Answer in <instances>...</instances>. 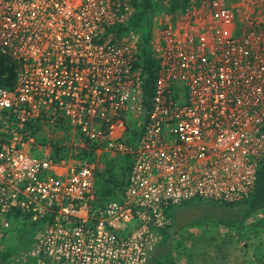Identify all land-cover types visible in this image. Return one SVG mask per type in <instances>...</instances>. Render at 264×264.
<instances>
[{
  "label": "built area",
  "instance_id": "2783aa9c",
  "mask_svg": "<svg viewBox=\"0 0 264 264\" xmlns=\"http://www.w3.org/2000/svg\"><path fill=\"white\" fill-rule=\"evenodd\" d=\"M180 1L185 10L154 18L144 115L133 0H0V56L16 65L15 86L0 87V237L16 214L36 226L27 259L147 264L170 208L252 195L264 0ZM103 155L131 158L119 201L95 195Z\"/></svg>",
  "mask_w": 264,
  "mask_h": 264
},
{
  "label": "rangeland",
  "instance_id": "374dc122",
  "mask_svg": "<svg viewBox=\"0 0 264 264\" xmlns=\"http://www.w3.org/2000/svg\"><path fill=\"white\" fill-rule=\"evenodd\" d=\"M238 1L225 0L228 5H234ZM129 24L128 28L131 29ZM102 157L106 158L108 167L111 166L112 173L109 178L115 181L112 185L119 186L107 202L118 201L116 199L118 193L120 200L123 192L121 188L123 166L128 165L131 158H110L105 155ZM106 166L99 163L97 172L102 174ZM97 177L96 173V185L100 181ZM232 213V210L201 200H193L182 206L170 208L168 214L173 220L174 236L167 245L160 246L147 264H172L173 259L178 263L189 260L191 256H200L205 262H210L207 259L215 257L217 264H264V227L256 226L258 220H264V211L241 225L227 227L224 224L228 221L237 220V216L233 217ZM36 230L37 227L30 225L25 219L12 218L11 228L0 237V252L9 249L13 254L7 263L0 260V264H36L33 260L27 259L33 247ZM197 239H201L203 249L185 247L184 241L193 242ZM196 250L203 251L197 254Z\"/></svg>",
  "mask_w": 264,
  "mask_h": 264
},
{
  "label": "trees",
  "instance_id": "16d2710c",
  "mask_svg": "<svg viewBox=\"0 0 264 264\" xmlns=\"http://www.w3.org/2000/svg\"><path fill=\"white\" fill-rule=\"evenodd\" d=\"M166 0H133V6L135 12L130 20L129 26L135 32L140 34V42L138 46V52L136 55L137 65L140 66L145 73V81L143 84V106H144V115H146L149 111L151 98L153 96L154 83L156 79V71H157V62L154 59L151 48L149 45L151 39V33L154 24L155 16L162 12L167 11L170 13H175L177 11H183L186 8L184 2L180 0H168V6H165ZM16 80V65L12 63V61L5 57L0 56V87L12 89L15 86ZM138 135H136L135 139ZM58 151V150H57ZM84 158L88 156L91 160L90 154L80 153ZM54 155L58 157H65V151L55 152ZM60 155V156H59ZM106 158L100 157L98 159V163L107 165L103 173L97 172V178L100 179L99 183L96 185L95 183V195L98 200L102 203L108 201L109 198H112L116 193V189L119 188L112 183H115L114 179H110L112 170L111 166L108 167L109 163L105 160ZM124 171L122 172V187L124 189L126 184V178L129 172V164L125 167L123 166ZM106 176V177H105ZM119 194L117 195V200H119ZM219 207H224L226 210H232L231 214L237 216V220L228 221L224 224L227 227H232L236 225H241L245 221L252 218L254 215L264 211V158L261 162L259 170L257 172V178L255 183V188L252 195L241 202L234 204H222V203H211ZM19 214L14 215V217H19ZM12 216V218H14ZM260 227H264V220H258L257 225ZM172 227V226H171ZM169 229V228H168ZM167 229V230H168ZM162 240L167 242L171 237L166 234L165 230L161 231ZM13 251L7 249L0 252V260L2 263H7V261L12 257Z\"/></svg>",
  "mask_w": 264,
  "mask_h": 264
},
{
  "label": "crops",
  "instance_id": "0c3cea01",
  "mask_svg": "<svg viewBox=\"0 0 264 264\" xmlns=\"http://www.w3.org/2000/svg\"><path fill=\"white\" fill-rule=\"evenodd\" d=\"M96 180V179H95ZM120 199H121V197H120ZM119 201V200H118ZM173 221V220H172ZM173 228V222H172V227H169V229L167 230V229H165V231H166V234H168L170 237H171V239H169L167 242H165V245H167L171 240H172V237L174 236V231H175V229H172ZM212 241V240H211ZM185 242V247L186 248H188V249H192V248H202L203 249V245H202V241H201V239H197V240H195V241H193V242H190V241H184ZM195 243V244H194ZM164 244V242H163V240H161L160 241V243L156 246V248H155V250L151 253V256L149 257V259H148V262L147 263H149L150 261V258L152 257V255L153 254H155L158 250H159V248H160V246H164L163 245ZM210 245V244H209ZM208 245V246H209ZM210 247V246H209ZM213 247V246H212ZM197 251V250H196ZM195 251V252H196ZM203 250H201L200 252H202ZM199 251H197V254L198 253H200ZM201 254V253H200ZM193 258V259H192ZM189 260H185V261H179L178 263L176 262V260H172V264H217V262H215V257H212V258H208L207 259V261H210V262H205L202 258H200V256H191V257H189L188 258ZM191 259V260H190ZM182 260V259H181Z\"/></svg>",
  "mask_w": 264,
  "mask_h": 264
}]
</instances>
